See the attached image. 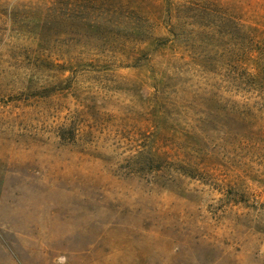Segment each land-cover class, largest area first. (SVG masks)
I'll return each mask as SVG.
<instances>
[{
  "label": "rangeland",
  "instance_id": "obj_1",
  "mask_svg": "<svg viewBox=\"0 0 264 264\" xmlns=\"http://www.w3.org/2000/svg\"><path fill=\"white\" fill-rule=\"evenodd\" d=\"M0 264H264V0H0Z\"/></svg>",
  "mask_w": 264,
  "mask_h": 264
}]
</instances>
